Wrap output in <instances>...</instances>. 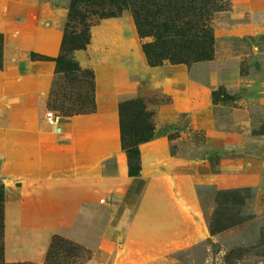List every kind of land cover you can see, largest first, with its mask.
<instances>
[{
	"label": "rangeland",
	"instance_id": "rangeland-1",
	"mask_svg": "<svg viewBox=\"0 0 264 264\" xmlns=\"http://www.w3.org/2000/svg\"><path fill=\"white\" fill-rule=\"evenodd\" d=\"M49 1L65 11L63 30L70 0ZM213 7L219 10L201 17L213 39L208 61L162 59L151 66L144 45L153 38H141L126 13L92 28L89 45L74 53L88 73L83 81L54 75L44 121L95 113L63 116L47 102L53 89L67 100L62 106L79 110L84 95L96 109V71L106 66L114 86L128 93L122 102L169 98L151 110L154 140L168 143L175 191L131 212L123 245L93 252L71 242L81 248L72 252L58 238L69 240L55 236L41 264H264V0H215ZM13 148L0 145V157ZM0 242L4 264H36L7 258L4 211Z\"/></svg>",
	"mask_w": 264,
	"mask_h": 264
},
{
	"label": "crops",
	"instance_id": "crops-1",
	"mask_svg": "<svg viewBox=\"0 0 264 264\" xmlns=\"http://www.w3.org/2000/svg\"><path fill=\"white\" fill-rule=\"evenodd\" d=\"M64 12L49 0H0V145L14 147L0 157V178L5 253L14 261L41 264L54 236L93 252L123 245L131 212L175 191L163 138L140 146V174L129 177L117 113L128 93L107 66L96 71L95 113L59 118L61 134L41 120L55 63L30 56L57 58Z\"/></svg>",
	"mask_w": 264,
	"mask_h": 264
},
{
	"label": "trees",
	"instance_id": "trees-1",
	"mask_svg": "<svg viewBox=\"0 0 264 264\" xmlns=\"http://www.w3.org/2000/svg\"><path fill=\"white\" fill-rule=\"evenodd\" d=\"M213 3L215 0H70L57 59L35 54H31L30 57L32 60L53 61L56 81L61 77L68 81H76V79L83 81L88 73L82 71L74 61V53L85 50L89 45L92 28L107 18H118L128 13L134 21L138 35L141 38H153V43L144 45L146 58L151 66H156V62L162 59H168L174 64L208 61L213 39L201 17L204 16L207 19L210 13L219 10L214 9ZM194 26L195 28L192 29ZM2 48L3 37L0 34V69L3 58ZM54 86L56 83H53V88ZM83 96L81 95L83 100L81 109L75 110L72 107L62 106L61 99L62 103L67 100L62 94H57L52 89L47 107L48 109H59L58 111L63 113V116L93 113L94 103L88 104ZM161 98L162 100L157 102H154L152 97L140 98L118 105L120 143L127 159L129 177H137L140 174L139 145L155 139L153 133L156 113L151 108L166 104L170 100L166 96ZM4 200L5 188L0 183V239L3 228ZM58 241L61 244H68L72 252L81 250L71 242L60 238ZM53 243L54 240L48 249L49 256L54 246ZM1 259L2 246L0 245V264H4Z\"/></svg>",
	"mask_w": 264,
	"mask_h": 264
},
{
	"label": "built area",
	"instance_id": "built-area-1",
	"mask_svg": "<svg viewBox=\"0 0 264 264\" xmlns=\"http://www.w3.org/2000/svg\"><path fill=\"white\" fill-rule=\"evenodd\" d=\"M46 122L51 125V126H54L56 128V131L57 133H60V128L58 126L59 124V118L58 117H55V116H49L46 118Z\"/></svg>",
	"mask_w": 264,
	"mask_h": 264
}]
</instances>
